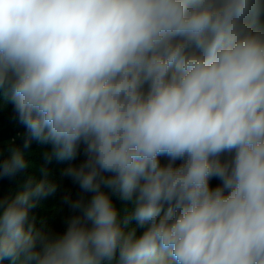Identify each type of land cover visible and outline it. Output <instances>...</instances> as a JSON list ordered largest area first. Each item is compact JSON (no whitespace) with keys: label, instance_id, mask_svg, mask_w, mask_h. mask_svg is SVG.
Wrapping results in <instances>:
<instances>
[{"label":"clouds","instance_id":"9594fccd","mask_svg":"<svg viewBox=\"0 0 264 264\" xmlns=\"http://www.w3.org/2000/svg\"><path fill=\"white\" fill-rule=\"evenodd\" d=\"M262 12L264 0H0V90L58 159L84 145L66 174L93 193L58 235L29 219L43 181L0 200V264H264ZM25 166L14 152L0 171ZM104 189L128 202L122 217Z\"/></svg>","mask_w":264,"mask_h":264},{"label":"trees","instance_id":"16d2710c","mask_svg":"<svg viewBox=\"0 0 264 264\" xmlns=\"http://www.w3.org/2000/svg\"><path fill=\"white\" fill-rule=\"evenodd\" d=\"M257 26H264V12L260 14ZM146 88L147 86H145V90ZM81 151L85 160L84 149ZM14 152L24 154L26 166L15 174H6L0 171V200L14 199L20 191L28 187L34 188L36 184L43 181L48 194L33 198L35 207L30 209L29 219L34 225V230L38 233L46 234L49 226L64 222L67 225L63 231L65 232L72 219L83 217L81 210H74L70 206L71 202L82 199L86 204L90 201L93 193L84 192L79 184L67 175L69 184L66 185L64 196L59 195L58 185L51 183V180L65 175L72 160L58 159L52 152L51 144H44L32 138L27 128L20 122L10 95L4 90H0V166ZM229 158L228 154H223L220 157L222 161ZM160 162L162 165H166L169 161L167 157L162 156ZM180 163L182 161H177L176 166ZM209 183L210 187L215 188L221 184V181L212 178ZM104 191L108 193L122 217L128 202L123 201L118 193H112L108 189H104ZM135 223L132 221L133 225ZM143 231L144 229L137 228V235ZM3 264H8V262L5 261Z\"/></svg>","mask_w":264,"mask_h":264},{"label":"rangeland","instance_id":"374dc122","mask_svg":"<svg viewBox=\"0 0 264 264\" xmlns=\"http://www.w3.org/2000/svg\"><path fill=\"white\" fill-rule=\"evenodd\" d=\"M79 149H84V145H81ZM81 150H78V154L76 156L75 159H72V163L70 164L69 167H73V166H79L83 161V153ZM51 183H53L54 185H58L59 189L57 191H59V195L60 196H64L65 191L67 189V186L69 184L68 182V178H67V174L63 175L62 177H55L51 180ZM66 224L64 223H57L55 225H53L52 227H48V231L46 234L49 235H58L60 233H63V231L66 229Z\"/></svg>","mask_w":264,"mask_h":264}]
</instances>
